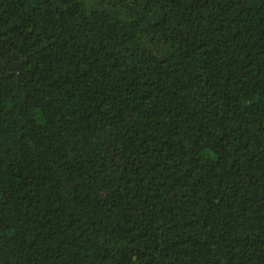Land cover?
<instances>
[{
  "label": "trees",
  "instance_id": "trees-1",
  "mask_svg": "<svg viewBox=\"0 0 264 264\" xmlns=\"http://www.w3.org/2000/svg\"><path fill=\"white\" fill-rule=\"evenodd\" d=\"M0 264H264V0H0Z\"/></svg>",
  "mask_w": 264,
  "mask_h": 264
}]
</instances>
